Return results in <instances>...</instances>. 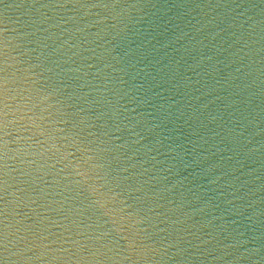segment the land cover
Wrapping results in <instances>:
<instances>
[{"label": "water", "instance_id": "1", "mask_svg": "<svg viewBox=\"0 0 264 264\" xmlns=\"http://www.w3.org/2000/svg\"><path fill=\"white\" fill-rule=\"evenodd\" d=\"M0 264H264V0H0Z\"/></svg>", "mask_w": 264, "mask_h": 264}]
</instances>
